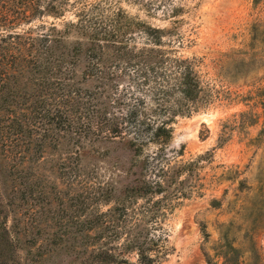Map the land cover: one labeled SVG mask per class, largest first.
Segmentation results:
<instances>
[{
  "label": "trees",
  "instance_id": "1",
  "mask_svg": "<svg viewBox=\"0 0 264 264\" xmlns=\"http://www.w3.org/2000/svg\"><path fill=\"white\" fill-rule=\"evenodd\" d=\"M121 1L141 2L0 0V264H154L164 252L151 231L189 196L192 163L161 148L201 83L162 48L168 31ZM106 145L129 154L122 183L92 163Z\"/></svg>",
  "mask_w": 264,
  "mask_h": 264
},
{
  "label": "rangeland",
  "instance_id": "2",
  "mask_svg": "<svg viewBox=\"0 0 264 264\" xmlns=\"http://www.w3.org/2000/svg\"><path fill=\"white\" fill-rule=\"evenodd\" d=\"M120 6L168 31L162 48L192 62L202 89L192 113L176 118L172 140L161 148L167 158L192 164L180 187L189 196L178 199L161 228L151 231L164 251L154 264H264V0ZM106 147L107 158L92 163L103 179L122 183L119 170L129 154ZM158 148L147 145L144 153ZM125 258L138 264L135 253Z\"/></svg>",
  "mask_w": 264,
  "mask_h": 264
}]
</instances>
